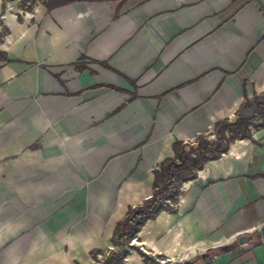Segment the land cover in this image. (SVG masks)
I'll return each mask as SVG.
<instances>
[{
	"label": "crops",
	"instance_id": "crops-1",
	"mask_svg": "<svg viewBox=\"0 0 264 264\" xmlns=\"http://www.w3.org/2000/svg\"><path fill=\"white\" fill-rule=\"evenodd\" d=\"M43 3L24 12L23 23L3 21L13 33L0 44L7 56L0 60V154H10L16 115L32 116L28 141L41 137L83 178L127 150L96 185L113 191L123 180L117 211L152 192V171L173 156L174 139L193 142L218 120L233 121L245 101H264V0ZM11 92L46 95L28 112L20 101L6 106ZM263 224L264 126L184 182L174 211L147 220L130 244L161 264H264ZM240 235L251 239L240 244ZM224 245L232 247L213 253ZM56 257L70 264L66 254ZM124 262L149 264L135 249Z\"/></svg>",
	"mask_w": 264,
	"mask_h": 264
},
{
	"label": "rangeland",
	"instance_id": "rangeland-1",
	"mask_svg": "<svg viewBox=\"0 0 264 264\" xmlns=\"http://www.w3.org/2000/svg\"><path fill=\"white\" fill-rule=\"evenodd\" d=\"M39 1L0 0V44L13 33L3 21L10 18L9 26L23 23L21 16H26ZM44 95L18 96L11 92L5 103L14 107L18 101L23 102L22 111L29 112L34 100ZM262 101V97L255 99V105ZM255 105H244L240 115L252 116ZM9 119L10 154H0V264H58L55 260L60 254H66L70 264H99L114 248L108 231L115 220L129 207L140 205L150 195L151 186L141 200L117 211L116 193L123 180L113 191L96 185L115 159L123 160L127 150L105 157L99 172H90L89 177L83 178L75 171L69 172L72 168L69 164L60 163V159L71 158L56 156L55 147L52 150L43 146L41 137L28 141L34 136L29 126L32 116L16 115ZM260 121L264 122V117L256 119ZM27 126L29 132L25 131ZM254 129L251 127V131ZM93 147L91 142V151ZM124 176L126 179L130 174ZM98 217L102 218L100 222Z\"/></svg>",
	"mask_w": 264,
	"mask_h": 264
},
{
	"label": "trees",
	"instance_id": "trees-1",
	"mask_svg": "<svg viewBox=\"0 0 264 264\" xmlns=\"http://www.w3.org/2000/svg\"><path fill=\"white\" fill-rule=\"evenodd\" d=\"M68 1L43 0L47 9ZM6 59V53L0 50V60ZM249 104L251 103L245 101L244 105ZM255 107V112L250 117L242 116L237 111L233 121L227 118L218 120L211 133L198 134L192 143L177 139L172 141L173 156L163 159L152 171L151 195L140 205L129 207L123 218L116 223L111 235L114 248L99 264H125L124 258L128 254V249L138 251L143 260L149 264H161L139 247L131 245V240L147 220L153 219L162 211H174L181 185L196 178L197 171L207 162L218 159L226 153L235 140L251 139V127L258 129L264 126V122H256L258 117H264V101L256 103ZM231 247L232 245L220 246L214 249L213 253L226 251ZM75 264L80 263L75 262Z\"/></svg>",
	"mask_w": 264,
	"mask_h": 264
},
{
	"label": "water",
	"instance_id": "water-1",
	"mask_svg": "<svg viewBox=\"0 0 264 264\" xmlns=\"http://www.w3.org/2000/svg\"><path fill=\"white\" fill-rule=\"evenodd\" d=\"M259 231L261 233L262 242H264V224L259 228ZM250 239H251V236H249V235H240L237 237V241L240 244L248 242V241H250ZM207 255H208L207 253H204L201 255V257L204 259ZM182 264H193V261L192 260H185Z\"/></svg>",
	"mask_w": 264,
	"mask_h": 264
}]
</instances>
